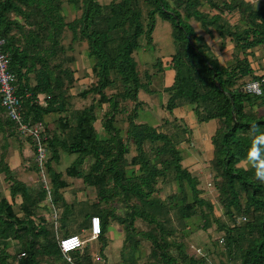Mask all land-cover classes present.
I'll use <instances>...</instances> for the list:
<instances>
[{
    "label": "trees",
    "instance_id": "obj_1",
    "mask_svg": "<svg viewBox=\"0 0 264 264\" xmlns=\"http://www.w3.org/2000/svg\"><path fill=\"white\" fill-rule=\"evenodd\" d=\"M66 3L76 13L71 22L61 0H0L2 51L16 78L23 121L36 128L40 138L19 132L0 96L4 128L9 129L8 138L14 135L32 146L33 157L24 160V167L38 176L42 187L37 193L18 182L6 160L8 145L2 142L0 175L11 197L22 196V204L16 212L0 187V264H94L89 245L105 250L109 221L124 232L115 264H139L137 236L151 243L144 264H264V181L256 175L264 162V67L254 60L256 50H264V0ZM206 6L209 11L203 9ZM234 12L240 17L232 24L225 14ZM159 21L170 24L175 51L171 58L157 57L155 71L142 75L138 54L144 44L159 52L155 43ZM67 30L72 43L65 47L60 40ZM216 38L221 52L233 46L230 63L214 52ZM76 41L87 45L93 61L88 78L94 81L81 93L83 99L91 96L93 103L72 110L67 93L77 80L68 65L76 61L69 56ZM168 71L174 75L171 85H165ZM254 82L261 84V95L247 91ZM185 108L200 125L218 123L211 139L214 158L207 166L212 183H205L188 166L192 129L178 116ZM153 115L160 117L157 124L142 120H155ZM120 120L127 124L126 134L118 126ZM180 132L184 140L179 139ZM40 146L47 151L42 164ZM131 146L134 153L128 160ZM64 155L74 161L62 173ZM66 178L83 185L89 194L86 200L78 202V192L70 191ZM160 184L173 185L165 199L159 197ZM206 187L217 191L218 205L206 198ZM67 189L74 203L83 204L75 222L84 235L58 238L66 224L62 214L73 210L65 197ZM216 206L222 208L221 217L215 215ZM94 216L102 221L98 238L91 235ZM194 218L201 220L204 231L217 226L220 236L212 253L201 248L189 251L178 235ZM139 220L152 229L137 232ZM88 233L89 239L84 237ZM71 235L81 237L85 245L65 255L59 242ZM217 252L226 263L213 259ZM103 260L110 264L108 258Z\"/></svg>",
    "mask_w": 264,
    "mask_h": 264
},
{
    "label": "rangeland",
    "instance_id": "obj_2",
    "mask_svg": "<svg viewBox=\"0 0 264 264\" xmlns=\"http://www.w3.org/2000/svg\"><path fill=\"white\" fill-rule=\"evenodd\" d=\"M64 3V8L65 11L68 12V17H67V22H71L76 13H74V11H72L70 9V7L67 5L66 1L67 0H61ZM111 1L113 0H100V2L104 5L109 4ZM205 11H209L210 8L209 6H206L203 8ZM73 12H71V11ZM226 18L232 23L235 24L238 22L240 15L237 12L231 13V14H225ZM61 39V38H60ZM61 41V45L68 47L69 45H71L72 43V34L70 33V31H66L65 37L63 39L60 40ZM155 43L158 46L157 50L159 51L157 53L156 49L154 47L152 48H148L146 47V45L144 44V48L143 51H141L138 54V60H142L140 61L142 64V68H141V72L142 75H144L145 71L148 72H154L155 70L152 68L153 65V60L155 61V59L157 57H159L160 59V55L163 56L162 58H171V55L173 54V52L175 51V47L173 46V39L171 36V28H170V24L167 23H163L162 21H159L158 26H157V30L155 33ZM164 51H167L165 53H163ZM256 52L261 53L264 56V50L263 49H258L256 50ZM88 47L86 44L80 43L79 41H76L74 44V51L71 50L69 56L70 57H74L75 58V62L74 63H70L68 65L69 69L75 71V78H76V82L74 83L73 87L70 88V90L67 93L68 96V103L70 104V108L73 109H82L85 108L89 105H91L93 103V98L90 96L87 99H83L81 98V93H83L86 89H88L91 85V82L94 81V79L92 78V80H90L89 74L91 73V68L93 66V61L88 57ZM159 53H163V54H159ZM158 55V56H157ZM260 56V55H259ZM262 58V56H260ZM167 60V59H166ZM165 61V60H164ZM149 68V69H148ZM160 81V80H158ZM157 86L159 85V82L157 83ZM110 92V93H109ZM111 90L108 91V94L111 95ZM158 99H161L160 96L158 97ZM130 104V103H129ZM128 103H126L125 105H127L126 107H130ZM104 110H107V106L103 107ZM151 113V111H150ZM99 114V118L102 117L103 112H98ZM153 117L155 118H142V120H146L147 123L149 124H157L158 120L160 119V117H157L155 115H153ZM119 119H121L119 117ZM118 126L120 127V129L124 130V134H126L127 132V124L123 123L121 120L118 122ZM123 123V124H121ZM58 126V125H57ZM97 128L99 129V126H97ZM180 140H184L185 136L182 135V132H180ZM184 137V138H183ZM130 155L127 156V159L130 160L133 152V147H130ZM63 157V156H62ZM74 161V158H67V160H63L61 164H63L61 167L66 168L70 162ZM208 163V162H207ZM211 164V162H210ZM207 169V167L205 168ZM206 171H202V178H204V181L206 183V181H208L209 183L212 179V175L209 173H205ZM203 181V182H204ZM174 184V183H173ZM161 188V193L159 194V197L162 199H165L166 197H168L171 194L172 191V184H160ZM207 190L209 192H205V196L207 199H211L216 205H218L219 203V197H218V193L217 191L213 190L214 187H211V189H209L208 187H206ZM222 208L221 206H216L215 208V215L217 217H221L222 216ZM174 218V216H173ZM202 222L200 219L194 218L193 220L188 222V228L185 231H177L179 232L178 235L179 236H183L184 239V244L186 245L187 249H190L189 251H194L193 248H197L199 250V248L203 249L206 252H210L212 253L213 251L216 250V245L215 242L217 240V238H219L220 233L217 230V226L213 225V227L209 230V231H204L202 228ZM135 228L137 232H146L152 229L151 225H149L148 223H146L145 221H136L135 223ZM109 231L112 232L111 234V243H109V249L105 250L102 253V247L100 245H96L94 243H90V250L91 252H97L98 254H100V256L102 257H107L108 260L110 261V264H115V262L119 259L120 257V250H122V246H123V241H124V234L123 232L117 227V224H113L112 221H109V227H108ZM190 229V230H188ZM110 236V235H109ZM86 238L89 239V233L86 236ZM137 239L140 241V246H139V251H138V260H139V264H144L147 259L148 256L150 254L151 251V243L145 239H143L141 236H137ZM215 259L217 257V263L219 261H222V263H226L227 258H225V256H222L220 253H216L213 256Z\"/></svg>",
    "mask_w": 264,
    "mask_h": 264
},
{
    "label": "crops",
    "instance_id": "obj_3",
    "mask_svg": "<svg viewBox=\"0 0 264 264\" xmlns=\"http://www.w3.org/2000/svg\"><path fill=\"white\" fill-rule=\"evenodd\" d=\"M247 1H252V2L256 3L257 0H247ZM213 41H214V43H213L214 52L219 56V59L222 62H224V60H225L226 63H230L232 61V56H233V53H232L233 52V46L230 44L224 52H221V48H222L221 42L219 40H217V38L214 39ZM259 55L262 56V58ZM256 56L257 57H255L254 60L259 62L258 67H260V65L264 67V56L258 52H257ZM250 61H253V59L251 58ZM173 78H174V75L171 71L166 72L165 85H171L173 83ZM158 80H160V79H158ZM158 82H159L160 86H157ZM161 86H162V80L161 81L156 80L155 87L157 88L158 91L160 89H162ZM153 101L156 104V106L159 104L158 100H153ZM178 116L180 118L187 119L189 122V125L191 126V129H192L191 147H193V149L190 150V153L188 155V157H189V159H188L189 168L193 172H197L199 175L202 174L203 170L206 171L205 173H208V170L205 168L210 164V162L214 158V147L212 145L211 139H212V136L214 135L215 131L218 128V123L216 121H212V122H209L206 124H201V125L198 124L195 116L190 112L189 108H185L183 111H179ZM3 117L4 116H3L2 110L0 108V120H1L0 121V144H2V142H5L8 145V152L6 154V160L10 164L11 169L17 174L16 178H17L18 182L27 186L29 189L35 190L38 193L42 188V187H40V184L38 183V176L36 174H32V173L26 171L25 167H24V160L30 159L31 157H33V148L29 142H27L25 140L22 141L14 135H12L11 138H8L6 130H9V129L4 128L5 120ZM48 120H50V119H48ZM0 154H1V151H0ZM67 158L69 159V157L64 155L62 159L67 160ZM72 158H74V157H72ZM71 163H73V161L70 162V164ZM69 166L70 165H68L67 167H69ZM67 167L64 169H63V167H60V170L62 171V173H64L66 171ZM65 180L69 183L70 191L76 190L78 192L77 198H76L78 200V202H81V200H86V197H88L89 194L86 193L85 189H84L85 191L83 190V185H81L80 182L73 184V181H71L70 179L66 178ZM0 187L4 189L3 193H4L5 198L7 200H9L11 202V204L16 205L15 210H16V212L19 213V206L22 204V196L18 195L15 198L11 197L10 191L7 190L8 184L5 181V177L3 175H0ZM69 189H67L65 197H66V199L69 200L68 204L73 205V210L71 212L65 211V214L64 213L62 214L63 219L66 220V224L63 227L62 233L59 235L58 238L64 237L65 235L67 236V235L72 234V233L80 234V233H78L79 228L77 227L75 220L77 219V216H78L77 215L78 213L76 212V210L78 208H82L83 204L74 203L73 199L70 196L71 192L70 193L68 192ZM46 205L49 207L48 204H46ZM59 210H61V213L63 212L62 209H59ZM43 213H44V211H43ZM20 215H22V214L20 213ZM117 227L119 228V226H117ZM119 229L122 231L121 228H119ZM111 234H112V232L109 231V229H108V234H107L108 236L107 237H108L109 242H108V246L105 248V250L109 249V243H111V241H112ZM123 234H124V232H123ZM80 235H84V234L81 233ZM85 235L87 236L88 234H85ZM86 236H84V237H86ZM104 251H102V253ZM91 254L93 257L92 260H93L94 264H99V262L104 263L103 259L107 258V257L100 256V254H98L97 252H91ZM109 261H111V260H109Z\"/></svg>",
    "mask_w": 264,
    "mask_h": 264
},
{
    "label": "built area",
    "instance_id": "obj_4",
    "mask_svg": "<svg viewBox=\"0 0 264 264\" xmlns=\"http://www.w3.org/2000/svg\"><path fill=\"white\" fill-rule=\"evenodd\" d=\"M4 41L0 40V96L1 105L5 109L9 119L18 125L19 132L23 136L32 135L39 139V133L36 128H31L25 124L22 118V100L16 92V78L8 71L10 63L9 56L3 53L2 46ZM264 82V81H263ZM247 91L251 94L261 95L262 87L259 82H254L247 87ZM38 161L42 164L47 157V151L43 146L38 150ZM91 235L92 238H98L102 235V221L99 216L91 218ZM61 252L65 255L82 249L85 242L77 235H71L60 240ZM199 251V250H197Z\"/></svg>",
    "mask_w": 264,
    "mask_h": 264
},
{
    "label": "clouds",
    "instance_id": "obj_5",
    "mask_svg": "<svg viewBox=\"0 0 264 264\" xmlns=\"http://www.w3.org/2000/svg\"><path fill=\"white\" fill-rule=\"evenodd\" d=\"M256 155H257L256 150L253 149V151L250 153V156L254 158ZM256 175L259 179L264 181V162H261Z\"/></svg>",
    "mask_w": 264,
    "mask_h": 264
}]
</instances>
